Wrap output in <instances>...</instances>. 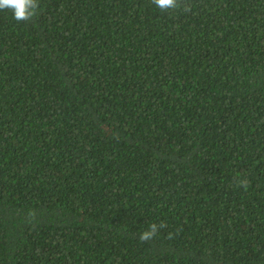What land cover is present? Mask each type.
<instances>
[{
    "label": "trees",
    "instance_id": "1",
    "mask_svg": "<svg viewBox=\"0 0 264 264\" xmlns=\"http://www.w3.org/2000/svg\"><path fill=\"white\" fill-rule=\"evenodd\" d=\"M0 264H264V0L0 10Z\"/></svg>",
    "mask_w": 264,
    "mask_h": 264
},
{
    "label": "clouds",
    "instance_id": "2",
    "mask_svg": "<svg viewBox=\"0 0 264 264\" xmlns=\"http://www.w3.org/2000/svg\"><path fill=\"white\" fill-rule=\"evenodd\" d=\"M157 8L162 11L176 9L179 6V0H151ZM39 0H0V10H11L13 17L17 22H25L32 20L38 12ZM188 11L187 8L184 9ZM238 185L247 187V181L240 180ZM164 223L157 225L153 223L147 230L139 235L141 242H147L155 237L159 229L165 228Z\"/></svg>",
    "mask_w": 264,
    "mask_h": 264
}]
</instances>
